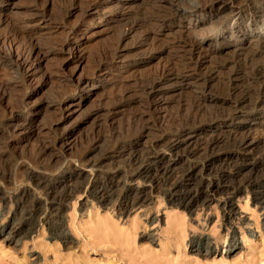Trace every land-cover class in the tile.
<instances>
[{
  "label": "rangeland",
  "instance_id": "obj_1",
  "mask_svg": "<svg viewBox=\"0 0 264 264\" xmlns=\"http://www.w3.org/2000/svg\"><path fill=\"white\" fill-rule=\"evenodd\" d=\"M77 1L0 0V19H6L0 34L10 22L47 11V19L24 28L38 33L48 50L29 79L0 62L6 104L0 106V230L10 222L17 229L0 232V264H264V112L224 122L218 114L227 107L210 100L215 96L173 82L178 89L161 95L167 103L151 115L139 89L162 66L190 63V40L214 38L225 12L199 23L162 15L167 7H189L186 0H128L121 12L133 15L121 20L82 14L88 3L119 0ZM66 9L72 13L60 21ZM78 28L83 56L67 59L59 45ZM256 31L242 32V46L234 35L204 46L196 55L208 56L196 72L218 70L249 53ZM108 53L120 56L112 66ZM102 55L103 66L110 65L104 82L91 77ZM247 72L240 79L250 78ZM79 74L89 83H81ZM222 76L217 73L213 87ZM193 117L203 122L186 125ZM244 135L260 140L235 148L231 138ZM212 138L218 141L207 146ZM170 139L179 141L169 145ZM40 178L56 192L81 182L52 223L45 219L52 192L45 193ZM102 181L117 185L108 200L92 193ZM163 182L177 187L169 195ZM223 186L232 192L219 193ZM126 191L144 199L123 209ZM187 191L210 201L186 206Z\"/></svg>",
  "mask_w": 264,
  "mask_h": 264
},
{
  "label": "bare ground",
  "instance_id": "obj_2",
  "mask_svg": "<svg viewBox=\"0 0 264 264\" xmlns=\"http://www.w3.org/2000/svg\"><path fill=\"white\" fill-rule=\"evenodd\" d=\"M173 1L182 3V0H171L170 2L174 3ZM77 2H79V0ZM126 2H128V0L114 1L109 5L88 3L82 9V14L89 15L91 17H94L99 14H102L103 16H108L112 14V15H117L116 17L117 19L125 20L126 18H129L133 15L131 12H121V7ZM185 2L186 4L189 5V7L186 8L178 7L176 9H171L170 7H167V11H164L162 15L166 17L183 16L185 18L197 20L200 23L203 20H207V19L210 20L213 17H217V16L219 17L222 13L225 12L224 15L221 17L222 18L221 23L224 26V28L218 33H216L214 38L212 39L211 38L204 39L203 37H200L190 40L192 44V49L190 50V57H189L192 60L190 63L185 64V66L183 65V67H182V63L167 64V66H162L155 73L145 78L144 80L140 81L139 89L142 91V94H144L147 99L146 112L151 113L152 115L158 112L159 110H161L163 106L167 103L165 101V98L161 97V95L164 96V94L166 93H171L177 90L178 88H176V86L173 87V82H176V84H180V85L193 84L196 86V88L199 90L201 94H209L215 96L212 99L210 98V100L219 101L221 102L220 104L222 105V107H227L226 109H222V113L218 114L219 118L225 119L224 122H229V120L231 119H244V117L246 116L258 115L260 113H263L264 112V61L260 59L264 60V0H186ZM75 3L76 1L74 2V4ZM77 4L79 5V3ZM71 13L72 10H68L67 12L63 13L62 16L60 15V17L59 16L58 17L60 21L61 19L65 20V18L68 17ZM1 14L2 13H0V15ZM34 14H33L34 16L30 17L29 19H21L16 22H10L8 30L6 32L4 31L5 33L2 32L3 34H0V62L3 65H5V68H7L8 71L14 72L15 74H19L23 77L28 76V79L40 71V63L43 60V58L46 56L48 51L43 48L44 45L39 43L38 41L39 35H37L38 33H35L34 30L27 31L24 28L26 26L33 24V22L37 20L47 19L46 17L47 11H45V9L39 12L38 11L34 12ZM147 18L149 19V17ZM4 20L6 21V19L1 18L0 22L3 23ZM133 27H134L133 25H130L128 27L127 32ZM253 30L254 31L257 30L256 33H258V35L256 36L253 42V49L251 48L252 50H250L249 53L245 54L236 61L222 62L218 70L207 71L203 73L196 72L198 71V69L201 68L203 63L206 61V57L208 56L207 54L203 56L196 55L197 53L200 54L202 53L203 50L202 48L204 46H212V43L214 42L213 40H217V41L232 40L233 35L235 36L233 40H239L240 37L242 36V32L249 34L253 32ZM79 34H80V29L78 28L73 38L61 42V44L59 45L60 47L57 46L59 47L60 50H64L68 52L69 55H67V59L76 58L79 60L83 56L82 49L80 48V44H81L80 39L78 38L79 36H83V35L82 34L79 35ZM244 42H246V40H244V38L241 37V40L237 42L238 46H242ZM193 54H195L196 56L193 57ZM208 54L211 55L210 53ZM105 55H102L100 58H98L97 62L95 63L96 67L93 66V68L95 69L91 76L92 78L98 77L99 81H103V82L108 77L107 74L103 72V69L109 68L108 66H110V65H107L106 67L103 66L104 65L103 61L107 59L105 58ZM112 55H111L112 57L109 56L111 57L110 58L111 61L109 62L111 66L115 64L114 58L117 57L115 53ZM119 57L117 58L120 59ZM63 58H65V56ZM230 64L231 66H229ZM228 66L229 69L224 72V69L227 68ZM185 69H189L191 71L188 70L186 71ZM244 70H247L248 71L247 73L250 72L251 75L250 78L246 76L243 79H240L239 73ZM219 72L223 74V76L221 78H218L219 86L216 85L218 87H213L211 83L216 79V75ZM77 78L81 83H84L85 85L90 81V77L86 75L79 74ZM1 95L3 94L1 93ZM1 97H0V106L5 108L6 104L4 103L5 105H3L1 101L3 97L2 98ZM28 107H29V111L31 110L33 112L36 111L34 105H30ZM70 110L72 111V109ZM198 112L199 109L195 111V115ZM23 122L24 120L20 121L19 119V122H15V123L16 125L20 126V124L22 125ZM201 122H203V120L201 119L197 120L193 117L190 120L186 121L185 123L186 125H194V124H201ZM213 123L214 120L212 119L207 121V124L209 126H211ZM231 140H232V145L235 146V148L243 149L248 145H251L252 143L258 142L260 138L254 139V138H250L247 135H244L241 136L240 138H236V137L231 138ZM178 141H179L178 139H170L168 143L169 145H173V144L175 145V143ZM217 141L218 138H212L211 140H209L207 146H211L215 144ZM165 142H167V140ZM38 181H39V185H42V187L45 188L46 194H48L49 192L48 190L52 192V195L50 197L51 201L49 205L50 212L45 218L49 223H52L53 221L56 220V218L60 214L62 204L76 190L80 188L81 182L80 181L75 182L76 185L73 187V189H65L61 192H56L55 188L49 185L48 181L45 178L44 179L40 178ZM116 186H117L116 183L111 185L106 181H102L99 185L94 186L92 193L94 195L99 194V196L102 197L103 200H108L111 198V196L114 195L116 191ZM164 186H166L164 190L169 195L177 187L176 183L175 185L173 184L166 185L164 183ZM219 190H218L219 193L232 192V190L230 191L229 186H223ZM185 193L186 195H183L182 198L184 199L186 206L189 207L196 204L202 206L210 201L209 197H202V196H200L199 197L200 199L197 201L196 199H193L194 195L190 193L187 194L188 191ZM143 196L141 195L138 196L136 194L131 195L128 193V191H126L121 200L122 208L124 209L137 204L138 202L144 199ZM226 204L228 206L231 205L228 200L226 201ZM37 208H34L35 210L30 214L34 215V213L38 211ZM12 223L13 222H10L9 224L3 226L0 232L7 230V234L12 235L14 231H17V229H15L12 226ZM226 223L228 225V220ZM229 239L233 240L234 239L233 235H231ZM196 243H198V245H201L202 240H197ZM204 245L205 247H207V241H204Z\"/></svg>",
  "mask_w": 264,
  "mask_h": 264
}]
</instances>
